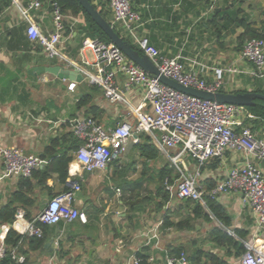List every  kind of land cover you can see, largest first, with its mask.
Listing matches in <instances>:
<instances>
[{"label": "built area", "instance_id": "1", "mask_svg": "<svg viewBox=\"0 0 264 264\" xmlns=\"http://www.w3.org/2000/svg\"><path fill=\"white\" fill-rule=\"evenodd\" d=\"M10 2L27 25L28 39L40 46L42 54L67 69H76L84 81L100 89L108 103L124 107L126 119L113 128H104L95 120L81 116L68 121L70 132L80 143L68 168L71 177L66 186L69 190L50 199L35 221H27L23 210L17 209L14 223L0 226V259L5 254L4 239L10 229L26 237L41 238L43 231L35 222L50 227L76 220L86 224V215L74 207L80 179L71 178L107 170L129 145L139 143V134H146L177 170L178 179L166 186L172 198L188 199L206 208V196L217 201L229 193L240 194L243 207L248 208L255 219L254 236L260 234L264 229V140L258 138L248 124L256 120L253 114L245 107L202 100L167 87L129 60L116 46L97 39L82 41L78 53L80 63H77L61 50L66 24L68 21L75 24L76 20L64 14L57 1ZM45 5L52 18L53 30L49 34H43L31 19L32 13ZM108 6L112 14L111 27H120L131 37L160 76L183 87L213 94L219 93L226 76L246 74L251 79L264 78V43L261 40L245 42L239 55L240 61L250 65V70L242 71L235 66L213 67L212 81L208 83L193 68H187L180 57H166L147 38L137 35L140 16L133 10L131 0H108ZM86 53L92 55V61L87 59ZM119 76L124 78L123 85L119 84ZM131 100H138V103L132 104ZM227 153L240 155V162L207 191L202 180L203 169ZM0 157L5 179L29 178L44 164L38 157L26 155L14 147H0ZM115 193L119 195L120 191ZM156 238V235L151 237ZM241 245L245 251L238 264H264V246H256L254 240L243 241ZM10 255L16 262H24L16 249H12ZM153 261L150 257L147 263ZM140 263L135 254L127 262ZM163 264H189V261L184 253L176 256L165 252Z\"/></svg>", "mask_w": 264, "mask_h": 264}, {"label": "crops", "instance_id": "2", "mask_svg": "<svg viewBox=\"0 0 264 264\" xmlns=\"http://www.w3.org/2000/svg\"><path fill=\"white\" fill-rule=\"evenodd\" d=\"M233 1H236V5L240 6L250 22L256 27L260 26L263 20L264 0H132L131 4L133 10L140 16L137 35L147 38L166 57H180L187 68H193L210 83L213 67L235 66L242 71L251 68L248 63L240 61V53L235 51V39L242 33V29H235L234 34L223 32V39L217 41L205 25L211 23L213 17L223 11L227 5L233 7ZM92 2L99 6L105 5V9L110 13V22L112 14L108 0H92ZM72 18L76 23L67 22L66 27L69 26L71 35L67 37L64 33L61 50L65 56L80 63L79 55L76 59L70 56L77 46L76 33L73 29L80 23V19ZM31 19L43 34L52 32V18L48 5L32 13ZM26 29V23L14 7L11 6L0 14V147H14L26 155L39 158L50 139L71 133L68 121L77 114L75 103L82 91L79 83L62 81L48 74L38 75L33 72L39 67L56 66L52 64L53 62L58 63L57 65L62 63L49 61L41 51H38L37 45L28 39ZM123 34L126 35L124 32ZM126 37L135 44L131 37L127 35ZM86 57L92 61L90 53H86ZM61 67L65 68V65L62 64ZM118 81L120 85L124 84L123 77L119 76ZM256 88L264 90V78L255 82L248 75L240 74L233 77L226 76L221 93L233 94L238 91L251 93ZM95 102L105 112L103 121L105 128H113L114 124L126 119L125 108L108 103L102 94L96 97ZM131 103L137 104L138 100H131ZM250 127L258 138L264 140V122L254 125L251 122ZM128 151L129 149H126L122 155ZM240 159V155L227 153L224 158L212 161L203 169L202 180L216 183L240 162ZM105 174L106 172L102 171L79 174L71 178V180L80 179L82 182L74 203V207L79 212L85 214V206L90 204L105 207L100 215L85 214L87 224L98 227V234L94 232L86 235L83 226L77 221L72 222H76L74 226H71L72 223H65L64 230L59 233L60 238L67 237L68 232L74 234L71 235L72 237H79L76 238V243L65 247L69 252L68 256L62 260L53 256L52 252L57 246L54 243L57 241L58 244V238H53L50 240L51 246L46 248V253L28 254L27 264H127L128 259L142 248L148 249L147 256L154 259L150 264H163L164 253L168 248H173L170 246H177L188 240L198 245V247H186L188 250L197 249L212 253L227 264H238L240 257H235L233 252L231 256H227L225 250L204 241L209 229L202 231L198 237H189L192 232H179L174 228L163 229L162 214L141 215L137 220L136 228L129 226L125 220V213L109 211L112 197L108 202L103 194L104 191L100 193L99 188L103 186ZM2 175L3 163L0 157V207L6 203L17 182V179H5ZM56 181V177L53 176L47 182L48 186L54 189L55 195L61 193L64 188ZM45 198L47 204L50 198L46 196ZM217 202L227 211L232 226L231 230H226L213 221L214 226L235 238L234 231L245 232L247 235L245 240L236 238L239 244L254 240L256 246H264V229L258 236H254L255 219L250 210L243 207L240 194L229 193L219 197ZM175 207H177L176 199L166 208L175 211ZM178 219L173 215L171 217L173 223ZM57 227L55 226L56 232L59 229ZM198 229L199 227L196 226V231ZM154 235L157 238L151 239ZM123 236L128 237L122 239ZM186 237L188 239H185ZM93 238L97 239L94 245L90 241Z\"/></svg>", "mask_w": 264, "mask_h": 264}, {"label": "trees", "instance_id": "3", "mask_svg": "<svg viewBox=\"0 0 264 264\" xmlns=\"http://www.w3.org/2000/svg\"><path fill=\"white\" fill-rule=\"evenodd\" d=\"M54 1L58 2L64 14L80 19V23L75 25L73 29V32L76 33L75 41L77 43L76 48L70 53L73 59L77 58L81 43L85 38L97 39L107 45H112L105 33L83 10L78 0ZM88 1L98 11L102 19L110 24V13L105 9V5L99 6L93 4L92 0ZM9 7H11L10 0H0V14ZM262 15L263 20L260 26L256 27L254 23L249 21L248 16L241 11L240 6L236 5V1H233V7L227 5L223 11L213 17L211 23L208 22L205 25L209 32L217 38V41L223 39V32H231V34H234L235 29H242V33L235 39V51L241 53L244 43L249 40H261L264 43V12ZM112 28L116 35L129 43L131 47L142 56L137 45L131 43L126 35L123 34L120 27L114 26ZM70 35L71 31L67 25L65 28V36L69 37ZM37 49L41 51L38 45ZM52 64L57 65L58 63L53 62ZM59 65L62 66V64ZM79 86L82 92L75 103L77 114L74 115L71 120L81 116L91 118L102 125L105 120V112L95 102L96 97L102 94L100 89L95 85L83 81L79 83ZM219 92H222L221 89ZM244 93L248 92L238 91L233 94ZM251 93L264 96V90L260 88H256ZM246 109L256 117V120L251 121L253 125L264 122L263 100H253V104H250ZM114 126L115 124L112 127ZM103 127L105 128V125H103ZM138 138L139 143L129 145L127 148L129 151L124 156L122 155L123 157L113 160L107 170H105V180L107 176H110V181L114 188L113 191L110 186H107L106 192L109 197H113L115 194L114 192L119 190L123 203L135 202L138 200L136 204L127 206L125 220L128 225L132 228H136L139 217L141 215L150 214H162L161 221L163 223L161 228H174L179 232H195L197 224L203 222L210 226L204 241L211 243L218 249L225 250L227 256H231V252H233L235 257H240L245 249L239 244L237 239L245 240L247 235L241 230H236L234 231L236 239L221 229L231 230L232 226L231 218L225 208L216 200L210 199L207 196L205 197L206 208L188 199L172 198L166 186L173 185L178 179L179 174L177 170L160 154L146 134H139ZM79 146V141L69 132L50 139L43 150V154L39 157V159L44 162L42 167L33 171L29 178H18L14 191L10 193L6 203L0 207V226L12 225L15 221L17 209L23 210L24 217L27 221H35L36 215L44 208L41 201L42 197L46 196L52 199L58 195H55L53 192L54 189L47 184L53 176L56 177L58 185L64 186L62 192L69 190L66 186V181L69 178L68 168L73 160V154L77 151ZM124 158H126V160H124ZM161 159H164L163 165L157 167L155 164ZM212 161L215 162L218 161V159ZM131 174H138V177L136 179H131ZM78 182L81 187V180H78ZM204 182L207 191L212 189L215 185L211 180H205ZM106 184L108 185L107 182ZM175 199L177 201L175 211L167 209V205ZM104 210L105 207H98L94 204L85 206L86 215H100ZM172 215L179 218L176 223L171 221ZM76 221L79 225L83 226L82 229L86 235L94 232L98 234V227L88 225L87 223L82 224L78 220ZM213 221L220 225L221 228L214 226ZM35 224L43 231V236L41 238L26 237L13 229L8 231L4 239L5 254L3 258L0 259V264H27L28 254L37 252L46 253L47 249L45 245L53 238H58V244L56 247L53 246L55 248L52 254L57 259L62 260L69 254V252L65 250V247L73 245L76 243V238H79L77 236L72 237L71 235L74 234L70 232L66 234L67 237L60 238L59 233L64 230L65 223L57 225L59 228L58 232H56L55 227L46 226L39 222H35ZM74 224H76V222L72 223L71 226H74ZM96 240V238L90 239L93 245L96 244ZM170 247L173 248H168L166 253L176 256L184 253L189 264H227L220 257L212 253H205L197 249L194 251L188 250L186 247H198V245L191 240ZM12 249H16L17 254L25 258L23 263H17L15 260L11 259L10 253ZM147 251L148 249L142 248L135 253V256L141 260L140 264H149L147 263L149 259Z\"/></svg>", "mask_w": 264, "mask_h": 264}, {"label": "water", "instance_id": "4", "mask_svg": "<svg viewBox=\"0 0 264 264\" xmlns=\"http://www.w3.org/2000/svg\"><path fill=\"white\" fill-rule=\"evenodd\" d=\"M79 4L83 8V10L90 16V18L94 21V23L105 33L108 37L112 45L116 46L129 60L134 62L137 66H139L144 71L149 74L157 77L159 81L178 92L202 99L211 102H216L220 104H230L239 107H248L250 104H253V100L260 99L264 101V96L260 94L253 93H244V94H225V93H207L203 91H199L192 88H186L179 85L176 82H173L163 76L158 74L156 67L151 63V61L145 56L139 55L137 51H135L131 45L125 42L121 37L115 34L111 25L106 22L99 15L98 11L93 7V5L88 0H78ZM38 75L48 74L59 80L68 81L72 83H80L83 81V77L76 69H67L61 67L59 65L50 66V67H39L33 70ZM42 167V165L40 166ZM138 202H129L125 203V205H134ZM10 227V226H9ZM58 229V227H57ZM52 242H48L45 245V248H49Z\"/></svg>", "mask_w": 264, "mask_h": 264}, {"label": "rangeland", "instance_id": "5", "mask_svg": "<svg viewBox=\"0 0 264 264\" xmlns=\"http://www.w3.org/2000/svg\"><path fill=\"white\" fill-rule=\"evenodd\" d=\"M253 81H257V80H253ZM102 126H103V124H102ZM124 156V155H123ZM122 155L121 156H118L117 158H119V157H123ZM124 160H126V158H124ZM161 161H164V159H161ZM161 161H159V162H157L155 165L157 166V167H160V166H162L163 165V162H161ZM154 165V166H155ZM155 166V167H156ZM104 177V176H103ZM138 177V174L137 175H135V174H131L130 175V178L131 179H136ZM106 182L108 183V185L106 184ZM103 186H101L100 188H99V190H100V193H101V191L103 190L104 192H103V194H104V196H105V199L109 202V200H110V198L111 197H109V195H108V193L106 192V188H107V186H110L111 187V190H113L114 191V188H113V185H112V182L110 181V176H107V178H106V180H104V182H103V184H102ZM103 188V189H102ZM115 193V192H114ZM46 200H47V198H45V197H42V199H41V201H42V204H43V207L45 206V204H46ZM111 204L109 205V211H111V210H116V211H118V212H120V213H126L127 212V206H125V203H123L122 201H121V196H120V193H119V195H117L116 193L113 195V197H112V199H111ZM102 204H104V202H102ZM109 204V203H108ZM108 204H106V206L108 205ZM197 226L199 227V229L196 231V232H192L191 234H189L190 236L189 237H198V235L200 234V233H202V231H205L206 229H209V225H207V224H205V223H203V222H200V223H198L197 224ZM128 236H123V238L122 239H126ZM185 239H188L187 237L185 238Z\"/></svg>", "mask_w": 264, "mask_h": 264}]
</instances>
